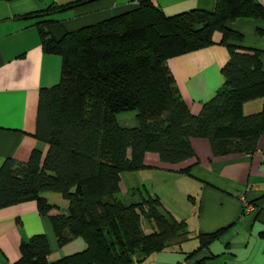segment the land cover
<instances>
[{
	"label": "trees",
	"instance_id": "trees-1",
	"mask_svg": "<svg viewBox=\"0 0 264 264\" xmlns=\"http://www.w3.org/2000/svg\"><path fill=\"white\" fill-rule=\"evenodd\" d=\"M238 16L264 17V5L214 0L211 10L166 15L150 0H140L58 39L38 26L42 49L60 56L59 78L39 88L36 104L33 135L47 148L43 154L33 148L25 161L2 160L0 207L33 199L39 212L58 210L41 194L56 191L66 200L63 211L49 216L57 244L78 236L84 246L48 259L44 233L34 232L20 239L12 264H136L189 238L185 220L174 217L156 194L136 187L124 201L117 195L118 181L122 171L147 167L146 151L168 163L193 156L194 136L206 138L213 155L254 150L264 130V109L243 113L241 105L264 95V71L258 50L239 45L240 32L226 26ZM214 30L227 49L223 81L192 113L165 60L212 43ZM128 109L135 110L137 126L117 123L114 113ZM223 229L194 234L197 244L184 259L203 264L196 253Z\"/></svg>",
	"mask_w": 264,
	"mask_h": 264
},
{
	"label": "crops",
	"instance_id": "crops-1",
	"mask_svg": "<svg viewBox=\"0 0 264 264\" xmlns=\"http://www.w3.org/2000/svg\"><path fill=\"white\" fill-rule=\"evenodd\" d=\"M139 1L0 0V163L7 156L25 161L33 148L41 154L47 148L44 140L33 135L36 104L39 88L57 82L60 56L42 49L38 26L58 39L65 31L127 11ZM150 1L166 15L194 7L211 10L214 6V0ZM257 1L264 5V0ZM67 3L70 5H64ZM226 26L240 32L239 45L258 50L264 71V17L238 16L227 20ZM211 38L210 44L165 60L181 98L192 113L200 110L201 103L223 81L220 67L227 58V49L218 42L219 30H214ZM241 109L243 113L264 109V95L243 101ZM114 117L120 126H137L134 109L116 111ZM190 143L193 156L174 163L163 162L156 152L146 151L143 162L147 167L120 172L118 193L131 194L140 184L145 186L174 217L185 220L192 239H196L197 232L224 227L216 239L196 253L195 257H204L203 264H264V130L251 152L213 155L206 138L194 136ZM184 167L186 172L180 170ZM163 174L174 176L177 184H188L183 190L184 199L191 202L187 210L176 213L164 205L159 189L166 176L157 177ZM152 178L158 180L155 189L147 185ZM48 193L50 190L41 192L50 200ZM244 200L251 206L247 210H243ZM65 205V201L57 205L58 210L63 211ZM58 210L39 212L33 199L0 207V264H12L19 255L20 239L34 232L44 233L48 259L82 248L79 240L65 242L64 246L57 244L49 216ZM182 243L156 253L186 252ZM192 261L193 258H187L180 264Z\"/></svg>",
	"mask_w": 264,
	"mask_h": 264
},
{
	"label": "rangeland",
	"instance_id": "rangeland-1",
	"mask_svg": "<svg viewBox=\"0 0 264 264\" xmlns=\"http://www.w3.org/2000/svg\"><path fill=\"white\" fill-rule=\"evenodd\" d=\"M166 176L165 182L162 184V188L160 190L161 199L164 202V205L170 208V211H175L177 213L178 210H187L191 206V202L186 199H184V189H187L188 184L181 183L177 184V180L175 181L174 176H168L167 174H163L162 176L157 177H164ZM156 177V173L154 174V178ZM147 180V185L150 187H153L155 189L158 187V180ZM164 181V180H163ZM139 187H142L141 184ZM158 190V192H159ZM119 197L124 200L128 201L130 200L129 197H131L130 193L128 194H120L118 193ZM48 201L51 203H55L56 205H62V203L66 200L63 199L60 194L56 191H50L48 193ZM188 212V211H187ZM188 217H191L190 214ZM77 238L73 237L69 241L66 242V244H71L74 242H78V240L81 242L82 247L84 246L83 240L76 236ZM190 237V236H189ZM181 247L183 250H190L193 247H195L196 239H192L191 237L187 239V241H182ZM65 244V243H64ZM64 246V245H62ZM61 246V247H62ZM68 246V245H66ZM74 251V250H73ZM184 252H181L179 250H176L175 252L171 251H161V252H151L146 257L138 261L136 264H180L181 261L184 259ZM218 262V261H217ZM211 264V263H209ZM213 264V263H212ZM215 264V263H214Z\"/></svg>",
	"mask_w": 264,
	"mask_h": 264
},
{
	"label": "built area",
	"instance_id": "built-area-1",
	"mask_svg": "<svg viewBox=\"0 0 264 264\" xmlns=\"http://www.w3.org/2000/svg\"><path fill=\"white\" fill-rule=\"evenodd\" d=\"M243 206H244V209L243 210H247V209H249L251 207L250 204H248L247 202H245V200L243 201Z\"/></svg>",
	"mask_w": 264,
	"mask_h": 264
}]
</instances>
